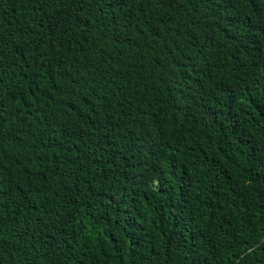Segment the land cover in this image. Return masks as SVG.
Masks as SVG:
<instances>
[{
    "label": "trees",
    "instance_id": "16d2710c",
    "mask_svg": "<svg viewBox=\"0 0 264 264\" xmlns=\"http://www.w3.org/2000/svg\"><path fill=\"white\" fill-rule=\"evenodd\" d=\"M98 7L0 0V264H264V0Z\"/></svg>",
    "mask_w": 264,
    "mask_h": 264
},
{
    "label": "snow or ice",
    "instance_id": "6c2138e0",
    "mask_svg": "<svg viewBox=\"0 0 264 264\" xmlns=\"http://www.w3.org/2000/svg\"><path fill=\"white\" fill-rule=\"evenodd\" d=\"M156 2L157 3H164L165 0H156ZM88 3L89 4H92V3L97 4L99 6L98 11H103L104 7H112L114 4L118 6L119 4L126 3V0H88ZM167 3L169 6H171L173 3V0H167ZM118 27L119 26H117V32L114 33V38H117V39L119 38Z\"/></svg>",
    "mask_w": 264,
    "mask_h": 264
}]
</instances>
